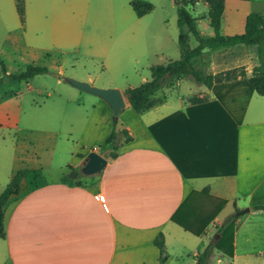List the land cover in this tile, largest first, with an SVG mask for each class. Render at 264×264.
I'll list each match as a JSON object with an SVG mask.
<instances>
[{"label":"crops","instance_id":"crops-1","mask_svg":"<svg viewBox=\"0 0 264 264\" xmlns=\"http://www.w3.org/2000/svg\"><path fill=\"white\" fill-rule=\"evenodd\" d=\"M228 6L234 8L228 20L238 34L250 13H264V0H226L224 15ZM243 6L247 12L238 14ZM209 56L206 71L214 84L195 93L207 98L190 103L186 99L195 95L182 96L175 104L167 98L144 113L132 109L121 121L132 141L91 182L48 181L12 202L5 212L0 264H172L169 238H178L198 257L244 208L249 212L235 221L233 255L227 246L215 248L208 264H264V211L252 210L264 205V96L247 78L223 81L221 75L227 68L257 65L256 51L238 44ZM217 62L225 64L219 73ZM95 103L102 127L94 123L96 113L81 128L84 136L94 126L99 142L88 149L83 138L76 142L67 165L71 171L81 169L92 151L99 153L92 147L111 130L109 105L102 99ZM192 192L182 216L196 231L210 221L200 236L172 220ZM161 234L164 255L154 244Z\"/></svg>","mask_w":264,"mask_h":264},{"label":"rangeland","instance_id":"rangeland-1","mask_svg":"<svg viewBox=\"0 0 264 264\" xmlns=\"http://www.w3.org/2000/svg\"><path fill=\"white\" fill-rule=\"evenodd\" d=\"M131 1L25 0L22 24L15 0H0V59L7 74L18 75L29 65L48 71L29 81H14L5 76L0 65V192L23 169H41L47 182L71 178L74 171H80L67 168L76 142L83 138L86 149L99 142L94 126L83 136L81 123L97 113L99 121L94 123L101 125L102 113L98 109L94 112L95 101L101 98L78 90L66 78L98 88H116L125 94L150 80L153 66L180 59L177 21L182 0H147L154 7L141 18L133 12ZM203 2L186 8L199 18V30L209 37L214 30L205 17L208 8ZM246 8L243 6L238 14L247 12ZM226 10L222 33L238 34V26L228 20L234 8L228 6ZM189 45L195 48L198 42L191 37ZM208 51L195 60V67L207 70L211 50ZM216 64L215 72L219 73L225 64ZM252 66H245L249 74ZM202 91H206V86L187 77L167 84L157 92L156 99L168 98L175 104L178 97H191ZM122 113L119 124L134 111L124 108ZM110 124L109 134L116 125L112 114ZM107 136L92 148L99 151ZM81 174L71 179L92 181L93 177ZM190 249L178 238H169L167 251L175 257L172 264H198V257Z\"/></svg>","mask_w":264,"mask_h":264},{"label":"trees","instance_id":"trees-1","mask_svg":"<svg viewBox=\"0 0 264 264\" xmlns=\"http://www.w3.org/2000/svg\"><path fill=\"white\" fill-rule=\"evenodd\" d=\"M17 12L20 16L22 24L25 22V0H15ZM199 1H205L208 4V12L205 16L209 19V24L214 30L213 36H203L198 28V18L187 10L186 6L189 4L194 5ZM226 0H182L178 8V27H179V48L181 57L179 60L169 61L166 64L156 65L151 68L152 78L145 81L136 88H131L125 91L127 100L131 108L137 113H144L151 108L155 107L163 100L156 99V94L163 89L167 84L178 82L184 78L191 77L197 83L212 88L214 84V76L205 70L199 69L194 66L196 59L201 58L206 49L210 50H223L230 48L238 44H244L248 48L255 49L257 56V65H255L249 74L245 66L236 67L223 71L221 73L223 81H232L239 78H247L250 86L255 92L261 96H264V17L256 12H252L247 16L245 30L241 34L225 35L222 33L223 18L225 12ZM253 1V0H242ZM131 7L136 16L141 18L148 14L153 5L150 2L143 0L131 1ZM194 37L198 45L195 48H191L189 40ZM0 65L5 76L11 80L29 81L33 77L39 74L47 73V69L29 65L26 70L20 74H7L4 61L0 59ZM2 78H0V85L2 84ZM190 103H198L201 100L192 97L189 98ZM132 136L129 131L124 128L123 124H119V121L114 125L113 130L104 140L99 147V153L107 160L111 161L117 158L119 149L122 145L132 141ZM71 168V167H70ZM72 169V168H71ZM43 172L41 169H24L19 170L12 178L8 186L0 193V238L5 239V212L8 206L25 196L26 194L46 185L47 181L43 180ZM63 183L69 185H75L77 182L74 179L65 177L62 179ZM196 192H192L186 199L184 204L173 215L172 220L183 227L185 230L192 232L193 234L200 236L208 221L201 230L196 231L191 228L190 224L186 221L182 211L186 208L191 197ZM252 210L264 211V205H257ZM245 215V214H244ZM243 216V215H241ZM241 216L233 214L219 229V238L216 241L208 243L202 253L198 256V262L202 264H208L211 255L215 248L221 249L223 246L231 248L228 253L233 255V242H234V229L235 221ZM154 244L160 249L161 252L165 250L164 237L161 234L154 241Z\"/></svg>","mask_w":264,"mask_h":264},{"label":"water","instance_id":"water-1","mask_svg":"<svg viewBox=\"0 0 264 264\" xmlns=\"http://www.w3.org/2000/svg\"><path fill=\"white\" fill-rule=\"evenodd\" d=\"M66 80L71 83L78 90L90 93L94 96L101 98L105 101L112 110L113 122L117 124L119 121V116L121 111L126 107V97L123 92L116 88H98L89 83L78 81L72 78H66ZM108 160L96 151H92L88 154L83 162V166L80 169V173L85 176L92 177L100 175L103 170L107 167ZM78 171H74L71 175V178L76 177L79 174ZM249 212V208L240 210L236 213V216H241ZM202 264V263H198Z\"/></svg>","mask_w":264,"mask_h":264}]
</instances>
